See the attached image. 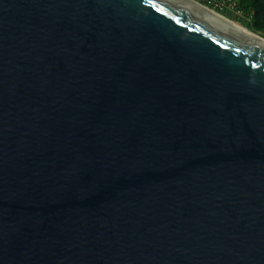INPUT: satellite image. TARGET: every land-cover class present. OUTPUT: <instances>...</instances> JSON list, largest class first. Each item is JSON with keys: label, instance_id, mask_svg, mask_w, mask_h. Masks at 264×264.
<instances>
[{"label": "water", "instance_id": "1", "mask_svg": "<svg viewBox=\"0 0 264 264\" xmlns=\"http://www.w3.org/2000/svg\"><path fill=\"white\" fill-rule=\"evenodd\" d=\"M0 264H264V42L187 0H0Z\"/></svg>", "mask_w": 264, "mask_h": 264}, {"label": "trees", "instance_id": "2", "mask_svg": "<svg viewBox=\"0 0 264 264\" xmlns=\"http://www.w3.org/2000/svg\"><path fill=\"white\" fill-rule=\"evenodd\" d=\"M234 8L249 18V28L264 34V0H232Z\"/></svg>", "mask_w": 264, "mask_h": 264}, {"label": "rangeland", "instance_id": "3", "mask_svg": "<svg viewBox=\"0 0 264 264\" xmlns=\"http://www.w3.org/2000/svg\"><path fill=\"white\" fill-rule=\"evenodd\" d=\"M195 1H197L200 4H203V5L207 6L208 8L220 13L221 15L226 17L227 19H229V20H231V21H233V22H235V23H237L243 27L249 28V18L247 16H245L243 13L237 11L233 5L225 4L222 7H217V6H214L212 3H209V0H195ZM249 29H251V28H249ZM257 33H260V32H257ZM260 34L264 36L263 33H260Z\"/></svg>", "mask_w": 264, "mask_h": 264}, {"label": "bare ground", "instance_id": "4", "mask_svg": "<svg viewBox=\"0 0 264 264\" xmlns=\"http://www.w3.org/2000/svg\"><path fill=\"white\" fill-rule=\"evenodd\" d=\"M187 1L190 2L191 4H193L194 6L202 9L203 11L215 16L216 18L228 23L229 25H231V26H233V27L245 32L246 34H248V35H250V36H252V37H254V38H256V39H258V40H260L262 42H264V36L261 35L260 33L254 32V31H252L249 28L243 27V26H241V25H239V24L227 19L226 17H224L220 13L208 8L207 6H205L203 4H200L199 2H197L195 0H187Z\"/></svg>", "mask_w": 264, "mask_h": 264}, {"label": "built area", "instance_id": "5", "mask_svg": "<svg viewBox=\"0 0 264 264\" xmlns=\"http://www.w3.org/2000/svg\"><path fill=\"white\" fill-rule=\"evenodd\" d=\"M209 3H212L214 6L222 7L225 4H230L234 6V2L232 0H209Z\"/></svg>", "mask_w": 264, "mask_h": 264}]
</instances>
